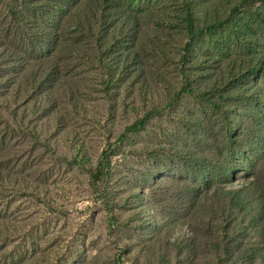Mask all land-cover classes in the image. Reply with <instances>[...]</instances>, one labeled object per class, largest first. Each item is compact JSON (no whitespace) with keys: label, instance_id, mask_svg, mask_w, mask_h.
Segmentation results:
<instances>
[{"label":"rangeland","instance_id":"374dc122","mask_svg":"<svg viewBox=\"0 0 264 264\" xmlns=\"http://www.w3.org/2000/svg\"><path fill=\"white\" fill-rule=\"evenodd\" d=\"M12 1L0 0V30L18 21ZM49 1L28 21H54L52 40L35 38L38 27L0 31L42 49L27 41L17 63L1 67L0 264H263L254 227L220 259L223 235L206 225L218 182L196 181L184 155L197 147L201 121L211 126L202 151L221 146L226 111L188 94L184 76L244 74L262 61L264 3L218 0L189 50L184 0H117L126 12L106 20L91 11L104 0ZM80 4L88 21L78 29ZM263 150L240 157L247 165L230 188L264 186Z\"/></svg>","mask_w":264,"mask_h":264},{"label":"trees","instance_id":"16d2710c","mask_svg":"<svg viewBox=\"0 0 264 264\" xmlns=\"http://www.w3.org/2000/svg\"><path fill=\"white\" fill-rule=\"evenodd\" d=\"M17 1L20 2L19 5H17ZM17 1H12L9 7L11 13L18 17V21H9L8 25L3 29L1 28L0 31L6 30L10 32L13 30L16 33L19 31L22 33L24 31L28 32L30 28L38 27L39 32L37 33L39 35L36 34L35 38L52 40L51 34L54 32L52 27L54 21H42L39 16L37 21H28L31 20L32 16H35V12H38L39 7L37 5L44 3L46 0ZM57 1L62 5L70 4V0ZM261 2L264 3V0H261ZM218 5V0H184L183 6H181L182 14L186 21L185 26L193 38L188 46L189 50L193 46L192 43H196L198 40L199 32L203 30L198 27L203 19L202 16H206L212 8L218 7ZM118 7L117 0H104L103 3L96 5L91 11H94L96 18L101 16V19L106 20V18L115 16L117 12H120V15L126 12L125 8L119 10ZM82 9L83 6L80 4L77 12L73 14L85 16L77 19L76 28L78 29H81L84 22L88 21L87 9H83L86 10L83 12ZM23 16L24 19L21 20L20 18ZM39 19L40 21H38ZM95 21H98V19ZM204 28L213 30L215 26H206ZM35 38L23 33L19 39L11 40L3 32L0 33V73L4 70L1 68L4 63L11 60L18 62V58L22 57L20 48L25 47L27 41L37 45L36 50H42L39 48ZM218 48L219 44H215V50L218 51ZM41 54H45V50L41 51ZM262 58V61L259 60L257 62L255 60L252 63L253 68L249 71H244V74H240L238 69L230 70V68L217 73L213 68L214 72L199 70L184 76V90L188 94L208 101L209 104L219 111H226V127L224 130H228L229 133L223 136L221 146L216 143L215 146L218 147H214V150L204 149L202 151L203 145L208 143L202 139L201 133L207 132L211 126H205L204 122L201 121L195 126L197 127L195 128L197 133L195 141L198 145L196 148L188 150L184 155V162L187 164L188 170H191L190 168L193 170L196 166V181L207 186L218 182V186L213 193L215 207H213L214 211L211 215L212 220L209 223L207 222L206 225L211 230L216 227L218 233L221 236L223 235L224 243L221 245L223 248L221 249L220 259L229 258L232 254L229 253V250L231 252V250H237V247H243L244 239L241 235L248 233L252 227H254V230L262 232V237H264V224L263 222L260 223V221L257 222L258 219L264 221L262 220L264 216V186L260 185L261 180L253 181L248 186L239 189L229 187L231 182L237 180L238 172L242 171V168L247 165L240 157H247L251 151L255 152L260 146H264V56ZM213 59L212 56L211 60L213 61ZM43 67L47 69L50 66L49 64H44ZM237 110L239 112L235 115L241 117L243 127L239 130L238 137H234L232 129L235 128L239 121L231 120L235 116L230 115L236 113ZM128 130H138V127L134 126ZM107 159L108 157H106V161ZM106 161H102L98 166L99 170L95 175L98 180L107 167ZM215 222L217 225H215ZM229 242H231V245ZM256 257L264 262L263 252L257 251Z\"/></svg>","mask_w":264,"mask_h":264}]
</instances>
